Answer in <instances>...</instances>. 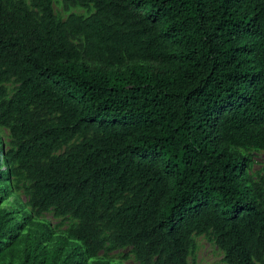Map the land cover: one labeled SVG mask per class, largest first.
Instances as JSON below:
<instances>
[{"label": "trees", "instance_id": "obj_1", "mask_svg": "<svg viewBox=\"0 0 264 264\" xmlns=\"http://www.w3.org/2000/svg\"><path fill=\"white\" fill-rule=\"evenodd\" d=\"M66 2L95 11L0 0L4 157L35 214L76 221L62 264L126 247L190 264L208 233L226 264H264V176L244 153L264 150V0Z\"/></svg>", "mask_w": 264, "mask_h": 264}, {"label": "rangeland", "instance_id": "obj_2", "mask_svg": "<svg viewBox=\"0 0 264 264\" xmlns=\"http://www.w3.org/2000/svg\"><path fill=\"white\" fill-rule=\"evenodd\" d=\"M53 8L60 20H66L72 13L89 16L95 11L92 6H73L66 0H53ZM4 86L11 95L16 84L9 82ZM11 139L9 129L0 126V264H62L75 251L68 229L76 221L57 217L52 210L35 214L29 205V183L24 176L11 172L4 157V152L11 147ZM81 140L76 138L55 154L63 153ZM244 153L249 157L250 174L259 180L264 176V150ZM194 241L195 247L188 258L190 264H226L212 233L194 235ZM74 259L76 264H141L130 247L104 249L95 257L75 254Z\"/></svg>", "mask_w": 264, "mask_h": 264}]
</instances>
